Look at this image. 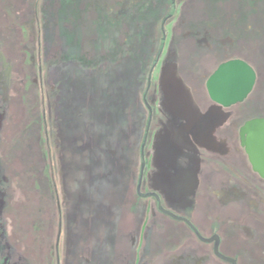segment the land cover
<instances>
[{
	"label": "flooded vegetation",
	"instance_id": "af4514ba",
	"mask_svg": "<svg viewBox=\"0 0 264 264\" xmlns=\"http://www.w3.org/2000/svg\"><path fill=\"white\" fill-rule=\"evenodd\" d=\"M244 133L264 0H0V264H264Z\"/></svg>",
	"mask_w": 264,
	"mask_h": 264
},
{
	"label": "water",
	"instance_id": "95a60500",
	"mask_svg": "<svg viewBox=\"0 0 264 264\" xmlns=\"http://www.w3.org/2000/svg\"><path fill=\"white\" fill-rule=\"evenodd\" d=\"M179 79V78H178ZM217 81V73L212 77L210 80V83L215 84ZM193 100L190 97L189 102L187 103V107H193ZM252 123L248 124L245 128L246 131H249L252 129ZM246 135V142L245 145L247 147L248 152L250 155H256L258 154L261 158V161L258 165H256V169L259 170L261 173L264 174V133H244ZM255 140V144L253 141ZM257 140V141H256Z\"/></svg>",
	"mask_w": 264,
	"mask_h": 264
},
{
	"label": "rangeland",
	"instance_id": "374dc122",
	"mask_svg": "<svg viewBox=\"0 0 264 264\" xmlns=\"http://www.w3.org/2000/svg\"><path fill=\"white\" fill-rule=\"evenodd\" d=\"M99 108L101 109V113L99 114V111L100 110H98V123L100 122V121H103L104 120V118H105V116H106V112H105V107L104 106H102V107H100L99 106ZM98 108V109H99ZM101 115V116H100ZM114 119V118H113ZM115 120V119H114ZM113 120V121H114ZM115 123L116 124H118V125H121V124H125L124 125V130H126V132L125 133H128L129 131H130V127H129V124H131V121L129 122L128 121V118L125 116V114L122 116V115H119V117H118V121H115ZM126 126H127V129H126ZM119 128V127H118ZM115 129V128H114Z\"/></svg>",
	"mask_w": 264,
	"mask_h": 264
}]
</instances>
